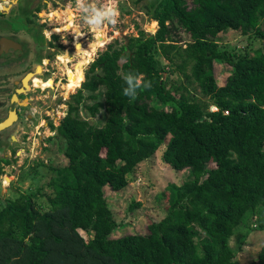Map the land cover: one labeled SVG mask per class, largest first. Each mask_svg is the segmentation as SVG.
<instances>
[{
  "label": "trees",
  "instance_id": "trees-1",
  "mask_svg": "<svg viewBox=\"0 0 264 264\" xmlns=\"http://www.w3.org/2000/svg\"><path fill=\"white\" fill-rule=\"evenodd\" d=\"M144 9L156 32L108 44L56 128L67 164L50 168L53 195L45 204L40 190L0 199V264H240L229 245L236 229L264 232V52L227 53L214 40L232 30L264 41V0H152ZM179 30L191 41L181 44ZM214 61L232 68L223 86ZM129 72L152 82L133 101L123 94ZM180 73L186 86L170 79ZM100 90L103 102L85 105L92 117L103 110L97 126L79 108L84 91L95 100ZM158 150L187 171L185 182L170 188L167 213L146 235L112 238L123 224L104 189L126 188Z\"/></svg>",
  "mask_w": 264,
  "mask_h": 264
},
{
  "label": "rangeland",
  "instance_id": "rangeland-1",
  "mask_svg": "<svg viewBox=\"0 0 264 264\" xmlns=\"http://www.w3.org/2000/svg\"><path fill=\"white\" fill-rule=\"evenodd\" d=\"M151 1L117 0L120 12L118 24L115 27L105 25L104 31L99 35L93 33L84 23L81 14L76 10L75 0H56L57 4H49L47 7L39 4L41 16L45 12L52 11V14L48 16L50 20L52 18L61 19L64 22L60 26V30L65 28L63 25L70 23L68 17V11H70L74 26L71 30L79 29L85 34L77 37L70 31L60 33L67 45L63 51V60L67 55L70 56L69 62L65 63L64 60L63 66H61L64 72L68 73L67 85L62 84L45 90L40 88L34 92L31 95V106L24 112V116L25 114L32 116L31 121L28 118H22L14 129L0 136V199L13 200L21 193H35L40 190L43 197L39 198L38 202L45 204L44 196L53 195V189L49 183L56 177V174L50 168H62L67 164V160L63 156L64 140L58 137L56 129L52 130L46 123L51 121L55 128L59 126L60 121L67 114L68 104L72 102V97L85 80L88 67L98 54L106 49L108 44L117 39L137 37L140 31L146 34L156 32L157 23L149 19L144 9V6ZM94 2L97 6H103L108 0H94ZM178 34L182 41L181 44L191 41L187 33L179 30ZM214 40L221 51L227 53L264 52V41L248 39L232 30L219 33ZM69 41L75 43L72 51L69 49L71 46L68 47ZM15 71H0V76L5 73H15ZM231 71L232 68L227 63L213 62V76L218 86L224 85ZM62 73L63 71L60 74L56 71L54 77L61 76ZM71 75L75 77L73 80L75 85L73 89L68 90V86L72 83ZM81 76L83 80H81ZM170 79L176 84L187 85L181 73L171 75ZM90 94L83 92L85 101L79 108V116L90 124L102 126L105 119L103 110L92 117L85 108V105L103 102L102 90L92 94L97 97L95 100L86 99ZM194 94L200 96L198 90ZM161 155L162 150H158L152 157L138 164L127 176L128 185L123 190L113 193L109 188L104 189V196L114 219L123 224L122 227L115 230L112 238H120L125 235H146L150 221L159 220L167 213L170 188L178 187L185 182L187 171L175 172L163 163ZM4 160L8 163H5ZM135 204H140V206L129 212L130 206ZM249 225L248 229L243 226L236 229L229 243L236 254L235 260L240 264H257V256L264 246V232L251 230L256 224Z\"/></svg>",
  "mask_w": 264,
  "mask_h": 264
},
{
  "label": "flooded vegetation",
  "instance_id": "flooded-vegetation-1",
  "mask_svg": "<svg viewBox=\"0 0 264 264\" xmlns=\"http://www.w3.org/2000/svg\"><path fill=\"white\" fill-rule=\"evenodd\" d=\"M0 4H3L0 6V71L16 70L15 73L0 76V124L9 122L5 127L0 126L2 136L14 129L22 118L31 121L32 116H24V112L31 106V95L41 88L37 84L43 86L42 90L67 85L68 73L61 66L64 60L65 63L69 62L70 56L67 55L63 60L67 45L60 34L64 27L60 30V26L64 22L61 19L50 20L48 16L52 11L45 12L43 16L40 13L39 4L47 7L57 4L56 0H2ZM68 17L70 23L63 25L65 27L73 26L70 11ZM58 29L60 31L56 32ZM45 30L52 33L51 40L44 35ZM74 45V42L69 41L71 51ZM56 71L63 73L54 77ZM71 80L72 88L68 90L75 85L74 75L70 76ZM46 125L52 130L58 127L55 128L51 121Z\"/></svg>",
  "mask_w": 264,
  "mask_h": 264
},
{
  "label": "clouds",
  "instance_id": "clouds-1",
  "mask_svg": "<svg viewBox=\"0 0 264 264\" xmlns=\"http://www.w3.org/2000/svg\"><path fill=\"white\" fill-rule=\"evenodd\" d=\"M76 10L81 14L84 23L89 26L93 33L99 35L104 31L105 25L115 27L118 24L120 12L117 6V0H108L103 6H97L94 0H75ZM74 26H66L63 31L71 32L79 37L84 35L79 29L71 30ZM60 30H56L59 32ZM44 35L51 40L52 33L45 30ZM91 47V46H90ZM122 63H127L126 57H121ZM123 79L126 87L123 89L124 96L128 97L130 101L137 98L138 91L149 89L152 87V82L144 80L141 76L135 75L131 72L125 74ZM102 111V110H101ZM211 111H218L216 106H212Z\"/></svg>",
  "mask_w": 264,
  "mask_h": 264
},
{
  "label": "water",
  "instance_id": "water-1",
  "mask_svg": "<svg viewBox=\"0 0 264 264\" xmlns=\"http://www.w3.org/2000/svg\"><path fill=\"white\" fill-rule=\"evenodd\" d=\"M16 99V96L14 97V99L13 100H15ZM13 114V113H12ZM9 124V122H4V123H2V124H0V126L1 127H5L6 125H8Z\"/></svg>",
  "mask_w": 264,
  "mask_h": 264
},
{
  "label": "bare ground",
  "instance_id": "bare-ground-1",
  "mask_svg": "<svg viewBox=\"0 0 264 264\" xmlns=\"http://www.w3.org/2000/svg\"><path fill=\"white\" fill-rule=\"evenodd\" d=\"M37 86L43 88V86L41 84H37ZM68 88H72V86L70 85V86H68Z\"/></svg>",
  "mask_w": 264,
  "mask_h": 264
},
{
  "label": "crops",
  "instance_id": "crops-1",
  "mask_svg": "<svg viewBox=\"0 0 264 264\" xmlns=\"http://www.w3.org/2000/svg\"><path fill=\"white\" fill-rule=\"evenodd\" d=\"M3 4H0V6H2ZM1 8V7H0Z\"/></svg>",
  "mask_w": 264,
  "mask_h": 264
}]
</instances>
